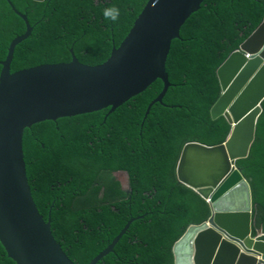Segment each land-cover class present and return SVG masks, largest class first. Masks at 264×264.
<instances>
[{
	"label": "trees",
	"instance_id": "obj_1",
	"mask_svg": "<svg viewBox=\"0 0 264 264\" xmlns=\"http://www.w3.org/2000/svg\"><path fill=\"white\" fill-rule=\"evenodd\" d=\"M9 1L33 28L15 49L13 74L69 64L72 50L84 65H103L150 0ZM112 6L120 10L116 22L103 16ZM263 22L264 0H205L173 42L167 63L173 87L146 120L164 90L160 80L110 116L107 109L26 130L33 199L74 264H90L131 219L137 220L98 264H175L174 244L211 215L210 205L178 182L180 154L187 144L214 147L228 138L230 124L210 113L222 94L218 70ZM25 32L23 20L0 0V63ZM261 107L249 156L236 165L251 188L253 230L264 232V102ZM0 264H16L1 243Z\"/></svg>",
	"mask_w": 264,
	"mask_h": 264
},
{
	"label": "water",
	"instance_id": "obj_2",
	"mask_svg": "<svg viewBox=\"0 0 264 264\" xmlns=\"http://www.w3.org/2000/svg\"><path fill=\"white\" fill-rule=\"evenodd\" d=\"M6 1L25 23L26 32L10 44L0 63V243L16 264H74L55 240L50 218L44 220L33 199L25 132L42 123L107 109L110 116L160 80L164 90L149 106L146 120L173 87L167 72L173 42L181 39L182 28L205 0H150L126 40L103 65H84L72 50L69 64L13 74L15 49L33 28ZM263 33L264 22L218 70L222 94L210 113L213 120L224 117L230 124L226 141L214 147L190 143L180 154L178 182L196 191L210 205L211 215L174 244L175 264H264V232L253 230L251 188L236 165L249 156L262 114L264 40L257 51L250 47ZM136 220L131 219L90 264L113 253Z\"/></svg>",
	"mask_w": 264,
	"mask_h": 264
},
{
	"label": "clouds",
	"instance_id": "obj_3",
	"mask_svg": "<svg viewBox=\"0 0 264 264\" xmlns=\"http://www.w3.org/2000/svg\"><path fill=\"white\" fill-rule=\"evenodd\" d=\"M103 16L105 20H109L112 22H116L119 19L120 16V10L119 8L112 6L104 9Z\"/></svg>",
	"mask_w": 264,
	"mask_h": 264
},
{
	"label": "bare ground",
	"instance_id": "obj_4",
	"mask_svg": "<svg viewBox=\"0 0 264 264\" xmlns=\"http://www.w3.org/2000/svg\"><path fill=\"white\" fill-rule=\"evenodd\" d=\"M262 36H264V33H263ZM262 36H260V37L257 39L258 41H256L255 43L253 42V43L251 44L250 49H251L252 51H257V50L260 48V46H261V44H262V42H263V40H264V38H262Z\"/></svg>",
	"mask_w": 264,
	"mask_h": 264
},
{
	"label": "rangeland",
	"instance_id": "obj_5",
	"mask_svg": "<svg viewBox=\"0 0 264 264\" xmlns=\"http://www.w3.org/2000/svg\"><path fill=\"white\" fill-rule=\"evenodd\" d=\"M118 178H119V180H121L123 183H125L126 182V177L124 176V175H122V174H118V175H116Z\"/></svg>",
	"mask_w": 264,
	"mask_h": 264
}]
</instances>
